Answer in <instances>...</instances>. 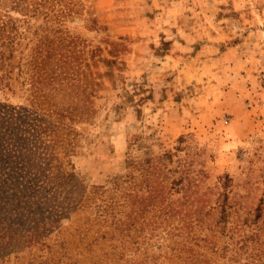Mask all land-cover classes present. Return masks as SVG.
Instances as JSON below:
<instances>
[{
	"label": "rangeland",
	"instance_id": "374dc122",
	"mask_svg": "<svg viewBox=\"0 0 264 264\" xmlns=\"http://www.w3.org/2000/svg\"><path fill=\"white\" fill-rule=\"evenodd\" d=\"M0 104V264H264V0H0Z\"/></svg>",
	"mask_w": 264,
	"mask_h": 264
},
{
	"label": "trees",
	"instance_id": "16d2710c",
	"mask_svg": "<svg viewBox=\"0 0 264 264\" xmlns=\"http://www.w3.org/2000/svg\"><path fill=\"white\" fill-rule=\"evenodd\" d=\"M34 116L33 113L24 108L0 104V136L7 132L18 135L17 131H21L24 134H30L34 140V138H37V134L44 133L42 125L39 124L38 119L34 118ZM17 121H19V123ZM26 158L21 163L24 169H19L20 171H24L26 167L32 168L31 160ZM48 167H50L49 164ZM6 175L10 176L8 173ZM39 177H42V173Z\"/></svg>",
	"mask_w": 264,
	"mask_h": 264
}]
</instances>
